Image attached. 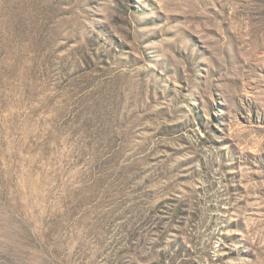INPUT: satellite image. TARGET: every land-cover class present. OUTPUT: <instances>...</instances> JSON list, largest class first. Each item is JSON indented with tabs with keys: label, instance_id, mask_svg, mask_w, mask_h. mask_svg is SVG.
I'll return each mask as SVG.
<instances>
[{
	"label": "rangeland",
	"instance_id": "374dc122",
	"mask_svg": "<svg viewBox=\"0 0 264 264\" xmlns=\"http://www.w3.org/2000/svg\"><path fill=\"white\" fill-rule=\"evenodd\" d=\"M0 264H264V0H0Z\"/></svg>",
	"mask_w": 264,
	"mask_h": 264
}]
</instances>
